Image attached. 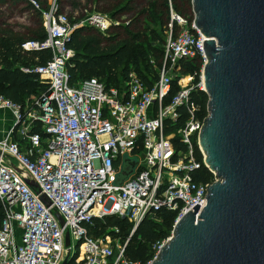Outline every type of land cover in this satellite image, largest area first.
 <instances>
[{"label":"built area","instance_id":"obj_1","mask_svg":"<svg viewBox=\"0 0 264 264\" xmlns=\"http://www.w3.org/2000/svg\"><path fill=\"white\" fill-rule=\"evenodd\" d=\"M28 1L39 11L46 36L25 40L20 47L45 50L49 58L21 67L37 74L45 91L24 104L0 94V110H9L13 119L0 139V264H61L75 254L74 264H152L170 237L151 246L146 262L133 260L127 245L139 224L159 220L158 214L168 211L175 213L174 226L195 204L199 211L204 207L207 186L217 180L199 145L205 117L191 100L192 91L204 89L206 37L194 24L193 11L183 15L168 0L162 64L151 85L134 71L118 86L96 77L71 81V33L87 25L105 34L120 20L97 11L70 20L55 0L47 8ZM192 60L201 62L198 83L195 72L185 71ZM174 80L177 88L170 96ZM125 156H137L136 166L116 184ZM202 166L212 173L211 181L199 179ZM106 215L132 224L127 239L88 233L93 218ZM73 240L80 241L74 253Z\"/></svg>","mask_w":264,"mask_h":264},{"label":"water","instance_id":"obj_2","mask_svg":"<svg viewBox=\"0 0 264 264\" xmlns=\"http://www.w3.org/2000/svg\"><path fill=\"white\" fill-rule=\"evenodd\" d=\"M191 7L206 37L208 115L199 145L217 180L204 207L195 204L173 226L152 264H264V0H191ZM135 166L125 156L116 184Z\"/></svg>","mask_w":264,"mask_h":264},{"label":"trees","instance_id":"obj_3","mask_svg":"<svg viewBox=\"0 0 264 264\" xmlns=\"http://www.w3.org/2000/svg\"><path fill=\"white\" fill-rule=\"evenodd\" d=\"M6 1L0 0L1 3H5ZM26 1L29 8L41 20L39 11L28 0ZM37 1H39L42 7L46 8L45 3L42 2L43 0ZM133 1L121 0L113 10L105 12L109 13L113 18L119 17L120 19H116L120 20V23L126 24L123 25V29L127 34L124 40L117 41V34L104 35L87 25L76 28L71 33L68 46L75 51L67 67L71 81L96 77L103 80L106 84L118 86L127 78L130 71H134L147 85L152 84L157 75V68L162 64L164 38L157 39L154 37L155 30L154 28H149L148 25L153 22H158L162 30L165 31L168 23V0H146L147 5L141 11L143 16V22L141 24L143 31H137L136 33H133L128 27L134 18L130 20L125 18V12L130 11V4ZM180 1L184 0H171L175 10L186 15L179 7ZM59 10L62 11L60 8ZM84 16L73 19L80 20ZM73 19L70 18V20ZM105 24L108 25L106 22ZM40 25L39 29L32 31L29 36H25L11 28H0V94L16 103L24 104L27 98L38 95L40 91H45V84L39 81L37 74L24 73L21 70L23 65L44 63L49 58V53L45 50L23 51L20 47L21 43L25 40H43L45 38L46 33L42 26V20ZM118 25H112L111 27ZM149 34L153 35L152 40H149ZM153 39H157V43L153 42ZM200 67V61L192 60V62L187 64L185 70L186 73H196L194 78L195 83L199 82ZM186 80H188L187 76L183 78L184 82ZM176 88L177 83L174 80L169 93L170 96ZM191 100L199 107L201 117L206 118L208 115V95L197 87L191 93ZM194 146L195 155L200 160L201 154L196 144ZM199 177V179H203L204 181H211L213 175L205 166H202L199 170ZM3 213L4 209L0 203V225ZM158 216L159 220L147 218L139 224L129 238L127 245L128 257L133 260L146 262L153 254L151 246L155 242H160L169 236L173 229L175 213L163 211ZM131 229L132 224L126 218H120L116 215L93 218L91 224L87 225L88 233L94 237L108 235L113 240L120 238L122 241L127 239ZM76 256L75 254L73 259L69 260L68 264H74V258Z\"/></svg>","mask_w":264,"mask_h":264},{"label":"rangeland","instance_id":"obj_4","mask_svg":"<svg viewBox=\"0 0 264 264\" xmlns=\"http://www.w3.org/2000/svg\"><path fill=\"white\" fill-rule=\"evenodd\" d=\"M45 3V7L47 8L52 0H43ZM58 4L59 8L66 12L69 15V18H78L84 16L86 13L91 12L92 10H98L103 12H109L113 10L115 6H117L121 0H55ZM191 1L184 0L180 1L179 7L183 13L186 15L191 11ZM147 5L146 0H134L130 4V11H126V19L130 20L132 18L133 21L129 24V30L136 33L137 31H143L142 22L143 16L141 11ZM120 19L119 17H115ZM41 20L39 16L33 12L27 3L26 0H7L5 3L0 2V28H11L20 32L25 36H29L32 31L38 30ZM124 23H120V25L116 27H111L104 35H112L117 34V41L124 40L127 37L125 30L123 29ZM149 28H154L155 34L154 37L164 38V31L158 22H153L148 25ZM94 28V27H92ZM97 30L96 28H94ZM99 31V30H97ZM100 32V31H99ZM149 40H152L153 35L149 34ZM155 39V38H154ZM153 42L157 43V39ZM133 159L137 160V156H133ZM172 231L170 232L168 237H171ZM76 241H72L71 243V252L74 253L77 249Z\"/></svg>","mask_w":264,"mask_h":264},{"label":"crops","instance_id":"obj_5","mask_svg":"<svg viewBox=\"0 0 264 264\" xmlns=\"http://www.w3.org/2000/svg\"><path fill=\"white\" fill-rule=\"evenodd\" d=\"M15 1L18 2V0H15ZM92 11H97V10H92ZM102 13H105V12H102ZM12 124H13V119H12L11 112L7 109L0 110V139L5 137V135L7 134Z\"/></svg>","mask_w":264,"mask_h":264},{"label":"bare ground","instance_id":"obj_6","mask_svg":"<svg viewBox=\"0 0 264 264\" xmlns=\"http://www.w3.org/2000/svg\"><path fill=\"white\" fill-rule=\"evenodd\" d=\"M107 23V22H106ZM203 86H204V83H203Z\"/></svg>","mask_w":264,"mask_h":264}]
</instances>
